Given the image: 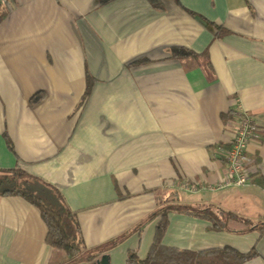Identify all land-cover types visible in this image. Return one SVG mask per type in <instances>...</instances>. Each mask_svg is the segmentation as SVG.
I'll list each match as a JSON object with an SVG mask.
<instances>
[{"label":"crops","instance_id":"1","mask_svg":"<svg viewBox=\"0 0 264 264\" xmlns=\"http://www.w3.org/2000/svg\"><path fill=\"white\" fill-rule=\"evenodd\" d=\"M159 1L0 0V170L59 192L81 240L74 264L147 258L167 205L264 221V0ZM241 111L262 134L247 146L251 182L206 189L225 179L220 150ZM182 209L169 212L163 247L255 249L243 264H264L259 230ZM41 217L0 193V264L66 263Z\"/></svg>","mask_w":264,"mask_h":264},{"label":"trees","instance_id":"2","mask_svg":"<svg viewBox=\"0 0 264 264\" xmlns=\"http://www.w3.org/2000/svg\"><path fill=\"white\" fill-rule=\"evenodd\" d=\"M150 2L157 7H161L159 0H150ZM6 16V11H0V23ZM223 34L220 33V36ZM173 56L184 59L187 57L197 58L200 55L184 49L173 48ZM207 57V54L204 55ZM90 88L86 92V96L89 95ZM235 116H233L234 118ZM33 184H39L43 188L47 189L52 197V203L48 204L43 197L38 196L31 190H25L26 186L31 187ZM0 193L1 194H19L25 197L29 202L36 205L41 215L48 225L47 243L55 248L62 250L66 255L65 264H74L80 260L79 254L81 252V240L76 232L78 227L71 232L70 225L75 221V215L67 207L62 196L59 192L47 188L43 183L39 182L37 178L30 176L27 172L13 168L9 170H0ZM191 215L206 217L214 222V225L218 229L225 227L222 222L223 217L236 218L242 220L250 227V229H256L264 234V221L253 222L249 219L240 218L233 212L218 213L214 211L212 207L193 208L187 205L172 204L165 207H161L157 214L160 215V221L156 227V233L152 250L148 257L141 259L135 250H131L128 253L127 264H243L245 261L255 257L257 252L252 249L250 252L242 253L232 247L214 248L208 250L191 251V250H179L175 248L163 247L161 245L162 239L166 233L168 227V214L173 210H180ZM224 221V219H223ZM223 223V224H222Z\"/></svg>","mask_w":264,"mask_h":264},{"label":"built area","instance_id":"3","mask_svg":"<svg viewBox=\"0 0 264 264\" xmlns=\"http://www.w3.org/2000/svg\"><path fill=\"white\" fill-rule=\"evenodd\" d=\"M233 122L236 129L232 137L226 141L227 146L220 150L225 161V179L215 185L206 186V189L219 191L230 187L246 186L251 182V158L247 155V146L251 140L262 138L260 127L247 111H241L234 117ZM180 188L196 192L200 186L197 183L185 182L180 185Z\"/></svg>","mask_w":264,"mask_h":264},{"label":"rangeland","instance_id":"4","mask_svg":"<svg viewBox=\"0 0 264 264\" xmlns=\"http://www.w3.org/2000/svg\"><path fill=\"white\" fill-rule=\"evenodd\" d=\"M24 189L34 191V193L36 195L43 197V199L46 201V203H48V204L52 203V197H51L49 191L47 189L43 188L41 185L33 184V185H31V187L26 186ZM195 207H197V206H195Z\"/></svg>","mask_w":264,"mask_h":264}]
</instances>
